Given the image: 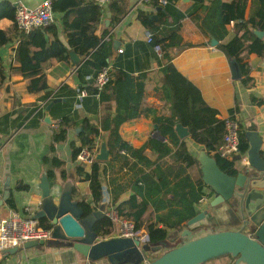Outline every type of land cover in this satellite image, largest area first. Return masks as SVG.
<instances>
[{
    "label": "crops",
    "instance_id": "1",
    "mask_svg": "<svg viewBox=\"0 0 264 264\" xmlns=\"http://www.w3.org/2000/svg\"><path fill=\"white\" fill-rule=\"evenodd\" d=\"M3 1H9L14 6L22 2L29 7H35L44 0H0V3ZM195 2L196 0L189 2L179 0L176 3L181 11L192 14L186 15L178 24V32L181 34L185 46L175 51L173 57L175 67L200 89L204 100L219 111V118L225 119L236 111L241 122V131L257 130L263 139L264 149V55L245 53L244 63H247L251 69L249 75L252 80L245 82L242 70L240 78L235 79L233 65L235 62L238 63V60L228 58L219 48V41L207 34L201 25L210 0H206L205 6L196 10H194ZM117 6L125 10L119 20L115 19L119 15L116 10ZM158 7L160 5H154L153 1L150 4L141 5L137 0H114L101 7L102 16L97 33L99 35L105 33V37L110 35L113 40V54L108 64L110 75L116 70L131 73L135 77L143 73L147 74L145 104L159 112L168 113V104L161 100L156 92V89L162 84V75L159 71L161 55L148 42V29L138 18L139 10L158 18L160 9ZM256 7H258V0H248L246 17L254 13ZM55 13L56 20L53 24L58 25L59 37L66 43L67 35L62 26L65 12L55 11ZM73 17L72 15L70 19ZM234 24V22L228 24L230 34L225 42L233 37ZM0 28L8 29L11 33H14L15 30L13 22L7 18L0 21ZM17 44L18 39L15 37L0 46L2 59L0 66L6 76L5 83L0 89V199L5 190L10 189L11 195L16 200V210L26 214L25 209L30 208V212L33 213H45L43 217L51 224L53 216H59L66 211L75 213L79 218L76 202L80 199L92 200L90 183L84 180L85 174L91 171V165L72 158L73 148L82 145L80 133L83 131V125L80 124V121L86 119L99 125L102 117L113 111L115 102H101L98 93H91L86 89L87 96L82 101H79L75 96V100L69 102L67 106L69 112L66 114L72 122L77 124L68 129L65 139L54 140L63 115L57 107L55 108L59 102L54 103L49 109L48 106L56 97L62 98L61 103L68 101L70 92L68 89H63L64 85L71 87L78 95L80 80L76 70L81 64L79 65V62H76L71 55L68 60L64 61L48 60L43 66L48 79V89L31 93L27 88L29 79L16 69L19 65L14 61ZM120 48H123L122 52L119 51ZM71 51L74 50L71 49L70 53ZM77 57L79 61L83 62L78 54ZM92 79V75H85L83 87L92 88ZM54 108L55 110H53ZM157 131L159 132L152 119L145 116L126 121L120 127L122 138L134 148L142 147L151 137L163 138L162 135L155 136ZM104 135L108 137V133L102 130L94 147L96 153ZM178 135L180 140L186 143L187 149L192 155L197 157L199 152L204 149L192 138L189 130L184 138L179 133ZM163 140L168 142V138H163ZM168 143L173 149L172 153L159 159V162H163L165 166L169 165L168 163H177L175 153L179 148L171 142ZM50 146H54L58 158L62 161L59 166L54 168L51 164L46 166L43 162L44 156L49 153ZM146 154L152 160L157 159L158 154L151 149H147ZM111 158L112 155L109 160ZM244 162L243 159L235 164L240 167V164ZM103 166L102 164V169ZM118 166L119 164L113 171L111 167H108L105 174L101 171L103 198L94 212L88 216L89 223L105 216L110 208L119 211L122 205L126 213L140 216L142 227L139 230L147 233L146 225L157 221L158 215H167L170 208L157 211L151 201L145 202L143 196L137 193L132 186L139 175H136L135 170L131 167L119 169ZM48 168L54 169L52 179L47 174ZM187 172L192 175L195 182H198L199 172L196 167L187 168ZM43 175H47L51 186L50 196L46 199L42 198V191L39 187ZM113 177H120L118 184H115L114 187L109 183ZM7 181H9L8 186ZM176 181L175 178L173 183ZM20 183L28 184L30 189L18 190L17 186ZM113 189L118 193L116 202L113 201ZM202 191L209 196V201L202 205V210L209 209V202L213 198L212 193L206 184L202 186ZM162 197L164 202L175 200L172 193ZM196 207L199 209L198 203ZM9 209L11 207L5 202L0 208V215L5 214ZM215 213L219 221L227 223L231 221L227 206L221 205L218 212ZM170 219L173 220L175 217ZM160 225L162 226V224ZM217 226L220 228L235 227V225L220 224ZM176 231L169 229L173 235ZM122 239L133 238L120 237L113 232L105 236H95L92 241L93 253L89 256H85L69 246L46 243L26 248L23 245L13 248L7 255L1 252L0 264H145L152 260L149 255L154 252H149L146 256L139 252L140 257L134 254L124 256L123 259H120L121 261L112 260L108 253L111 248L119 245L116 241ZM156 252H160V250ZM230 261V256L225 255L218 257L211 264H228Z\"/></svg>",
    "mask_w": 264,
    "mask_h": 264
},
{
    "label": "trees",
    "instance_id": "2",
    "mask_svg": "<svg viewBox=\"0 0 264 264\" xmlns=\"http://www.w3.org/2000/svg\"><path fill=\"white\" fill-rule=\"evenodd\" d=\"M179 0H167V4L158 11L159 17L139 10L138 18L143 26L152 34L151 44L161 48V73L162 84L156 89L161 100L168 104V113L159 112L145 104V78L147 74H140L135 77L131 73L116 70L111 73L112 77L101 89L96 84V77L104 66H108L113 54V40H105V33H97L98 24L102 16V10L94 0H52L53 9L57 12H65L63 28L67 35L65 43L59 37V27L49 24L45 27H36L31 31L19 30L15 23V6L9 1L0 3V21L7 18L13 22L14 33L8 29L0 28V46L18 39L15 49L14 61L18 62L17 71L29 79L28 91L38 93L47 90L48 79L44 73L43 66L50 59L59 61L70 58V50L73 49L82 58V64L77 68L76 74L80 80L78 94L82 90L88 89L91 93H98L101 102L114 101L115 108L111 113L102 117L101 123L95 125L86 119H82L83 131L80 133L82 145L74 147L72 158L78 159L82 148L89 146L94 148L97 138L104 130L108 133V145L111 150V160L103 163L95 160L91 165V171L87 172L84 180L89 181L92 200L80 199L76 202L79 210V219L85 221L90 216L103 198V183L101 171L107 173L108 167L112 171L119 164V169L131 167L135 174L139 175L133 182L134 190L143 196L145 202L151 201L155 210L170 208L167 215H158L157 221L146 225L148 233L147 242L156 248H160V253L153 259L159 257L164 251L180 244L181 240L169 232V229L182 230L187 221L196 216L199 209L196 204L204 195L202 186L205 185L203 172L197 160L192 155L184 141L180 140L177 126L179 124L186 127L192 138L195 139L211 156L218 160L220 168L230 174H235L234 160L221 157L216 151L223 142L226 131L225 120L218 117L219 111L210 106L203 98L200 89L187 77L178 71L173 62L175 51L184 47L181 34L178 32L179 22L192 13H184L177 6ZM206 0H196L194 10L205 6ZM153 4H161L159 0H153ZM248 0H210L206 6V14L201 20L203 30L211 37L219 41V48L228 58L238 60L240 69L245 75V82L251 81L249 75L251 69L244 63L245 53H257L264 55V38H261L257 31L264 32V0H258V7L254 13L246 17ZM116 9L118 16L125 10L119 6ZM73 19H70L71 16ZM234 22V35L225 42L230 34L228 24ZM0 56V65H1ZM92 75V88L83 87L84 76ZM114 75V77H113ZM6 76L0 66V89L5 83ZM63 89H68L70 96L67 102H59L55 105L63 115L58 131L54 135V140H62L67 136L68 129L77 123L72 122L66 114L69 112V102L77 98V93L68 85ZM87 91V90H86ZM60 95V94H59ZM62 96V95H60ZM74 98V99H73ZM55 108L53 110H55ZM54 112V111H53ZM145 116L151 118L163 138H168L174 146H179L175 153L176 162L168 163L165 166L159 159L170 155L173 151L168 142L163 138L151 137L142 147L134 148L125 141L120 134L121 125L134 118ZM240 148L243 152L248 149V139L246 132L240 133ZM127 153H121L122 150ZM151 149L156 152L157 159L152 160L146 154V150ZM43 162L46 166L51 164L57 167L61 160L56 154L54 146H50L49 153L44 156ZM182 162V164H179ZM102 164L103 169H102ZM179 164V165H178ZM196 167L199 172V180L195 182L192 175L187 172V168ZM47 169L48 176L52 179L54 169ZM149 169V171H147ZM177 179L173 183L174 179ZM120 177H113L110 184L114 187L118 184ZM18 190H29L30 186L20 183ZM120 191V190H119ZM172 193L175 200L162 201V196ZM113 201L118 200V193L113 189ZM162 197V198H161ZM7 205L16 208V200L13 195L7 200ZM122 216L133 220L137 230L142 227L140 216H133L121 209L118 211ZM142 214V212H140ZM175 217V219H170ZM40 224L48 229H53L51 222L45 217H40ZM162 224V226L160 225ZM93 234L105 236L112 232V222L105 215L90 223ZM10 252H3L4 255Z\"/></svg>",
    "mask_w": 264,
    "mask_h": 264
},
{
    "label": "water",
    "instance_id": "3",
    "mask_svg": "<svg viewBox=\"0 0 264 264\" xmlns=\"http://www.w3.org/2000/svg\"><path fill=\"white\" fill-rule=\"evenodd\" d=\"M189 2L191 0H183ZM158 8H163L160 6ZM256 33L262 38L263 31ZM70 55L79 65L77 53L71 51ZM241 69L239 62L233 65V77L240 78ZM61 97L54 98L48 109ZM177 131L182 138L187 136L188 129L183 125L177 126ZM155 136H161L157 131ZM248 149L243 154L233 158L234 163L245 160L237 167L236 173L230 174L223 171L216 157L211 156L205 149L197 155V160L203 172L204 183L210 188L212 200L209 209L199 210L198 214L187 221V226L176 231V238L181 240L180 244L164 251L156 259L145 264H205L207 261L230 256L228 264H264V149L263 139L259 132L251 129L246 132ZM111 150L108 145V137L104 135L101 139L99 150L95 159L101 162L108 161ZM7 186L9 181H7ZM42 198L50 196L51 186L47 175H43L39 185ZM10 189H6L0 199V208L9 199ZM221 205L227 206V212L231 215L230 222L219 221L216 217ZM45 216L38 213L36 217ZM53 238L47 242L44 240H31L24 243V247L44 245L46 243L56 246H69L85 256L93 253L92 241L95 238L88 217L81 221L75 213L66 211L61 215L53 216ZM235 225L234 228H220L217 225ZM114 248L108 255L118 260L124 256L138 255L139 252L145 256L149 252H156L160 248L152 247L148 242L139 239L117 240ZM17 248V247H13ZM13 248H7L3 252H11ZM142 258V257H141Z\"/></svg>",
    "mask_w": 264,
    "mask_h": 264
},
{
    "label": "built area",
    "instance_id": "4",
    "mask_svg": "<svg viewBox=\"0 0 264 264\" xmlns=\"http://www.w3.org/2000/svg\"><path fill=\"white\" fill-rule=\"evenodd\" d=\"M96 4L104 7L114 0H95ZM153 0H137L138 4H150ZM161 6L167 4V0H159ZM15 23L19 30L31 31L36 27H45L53 24L56 20V13L53 9L52 0H44L35 7H29L19 2L15 5ZM110 35L105 37L109 41ZM147 40L151 42L152 34L147 31ZM155 50L161 55L160 46H155ZM120 52L123 48L119 49ZM111 80L109 66H104L96 77V84L101 89ZM87 96V91L82 90L77 95V99L82 101ZM225 120L226 131L223 136V142L216 151L221 157L232 159L244 152L240 148L241 122L236 111L231 113ZM126 153V150H122ZM96 150L89 146H84L78 155V161L87 165H92L95 159ZM209 201V196L204 194L198 202L199 210L202 205ZM28 213H22L15 208L9 209L5 214L0 215V253L7 248L23 246L25 242L31 240L47 241L53 236V229L45 228L40 224L36 213L30 212V208L25 209ZM106 216L112 222V232L120 237L139 239L142 243L147 242L148 233L137 230L133 220L122 216L117 209L110 208Z\"/></svg>",
    "mask_w": 264,
    "mask_h": 264
},
{
    "label": "rangeland",
    "instance_id": "5",
    "mask_svg": "<svg viewBox=\"0 0 264 264\" xmlns=\"http://www.w3.org/2000/svg\"><path fill=\"white\" fill-rule=\"evenodd\" d=\"M218 227V226H217ZM160 252H154V253H151L150 255H149V258L151 259V258H153L155 255H158ZM215 259H217V258H214V259H211V260H209V261H207L205 264H211V263H213L212 261H215ZM118 260H120V259H118ZM121 261V260H120Z\"/></svg>",
    "mask_w": 264,
    "mask_h": 264
}]
</instances>
